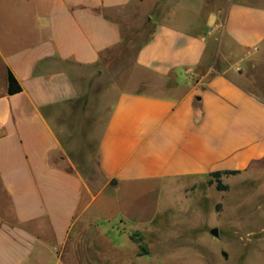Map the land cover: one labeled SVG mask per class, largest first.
Here are the masks:
<instances>
[{
  "label": "crops",
  "instance_id": "1",
  "mask_svg": "<svg viewBox=\"0 0 264 264\" xmlns=\"http://www.w3.org/2000/svg\"><path fill=\"white\" fill-rule=\"evenodd\" d=\"M143 32L91 185L55 122ZM263 56L264 0H0V264H165L131 237L162 192L264 161V94L241 81Z\"/></svg>",
  "mask_w": 264,
  "mask_h": 264
},
{
  "label": "rangeland",
  "instance_id": "2",
  "mask_svg": "<svg viewBox=\"0 0 264 264\" xmlns=\"http://www.w3.org/2000/svg\"><path fill=\"white\" fill-rule=\"evenodd\" d=\"M147 36V32L133 34L128 45L108 55L93 70L76 102L78 110L63 124L55 122L65 145V157L79 163L91 185L98 183L93 178L97 143L116 88L125 87V76ZM253 62L241 81L251 91L261 89L264 94V56ZM209 180L182 179L173 183V192H162L163 213L149 230L131 234L139 251L165 264H264V161L253 164L246 174L225 177V191L217 190Z\"/></svg>",
  "mask_w": 264,
  "mask_h": 264
},
{
  "label": "trees",
  "instance_id": "3",
  "mask_svg": "<svg viewBox=\"0 0 264 264\" xmlns=\"http://www.w3.org/2000/svg\"><path fill=\"white\" fill-rule=\"evenodd\" d=\"M22 91V88L20 86V84L18 83V81L16 80V78L13 76L12 73H10L9 76V93L10 94H16ZM239 171H226V172H214L210 175V180H209V184H216V188L219 191H225L228 189V186L223 184L221 181V177L223 175H237L239 174Z\"/></svg>",
  "mask_w": 264,
  "mask_h": 264
},
{
  "label": "water",
  "instance_id": "4",
  "mask_svg": "<svg viewBox=\"0 0 264 264\" xmlns=\"http://www.w3.org/2000/svg\"><path fill=\"white\" fill-rule=\"evenodd\" d=\"M213 234H214V235H217V231H214Z\"/></svg>",
  "mask_w": 264,
  "mask_h": 264
}]
</instances>
